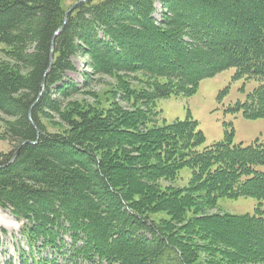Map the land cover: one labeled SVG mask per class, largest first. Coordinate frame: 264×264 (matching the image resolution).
I'll return each mask as SVG.
<instances>
[{
  "label": "trees",
  "instance_id": "obj_1",
  "mask_svg": "<svg viewBox=\"0 0 264 264\" xmlns=\"http://www.w3.org/2000/svg\"><path fill=\"white\" fill-rule=\"evenodd\" d=\"M156 1L82 2L56 35L62 0H0V207L24 221L33 264H60L36 257L45 248L64 264H264V144L200 149L196 120L158 124V100L229 68L257 80L243 113L264 117V0H160L161 21ZM78 55L118 100L67 102L84 93L66 80ZM240 196L258 199L254 215L200 214Z\"/></svg>",
  "mask_w": 264,
  "mask_h": 264
},
{
  "label": "rangeland",
  "instance_id": "obj_2",
  "mask_svg": "<svg viewBox=\"0 0 264 264\" xmlns=\"http://www.w3.org/2000/svg\"><path fill=\"white\" fill-rule=\"evenodd\" d=\"M79 0H62V5L66 11ZM91 1V0H90ZM156 12L154 14L157 21H161L163 8L160 0L155 3ZM0 60L9 61V59L1 56ZM73 63L77 69L75 72H68L66 80L76 82L84 93L75 95L67 100V102L86 101L94 103L98 94V98L103 105L108 106L111 99L114 98L113 87L116 80L108 75L89 76V83L86 82L82 73L88 70L85 66L87 58L83 55L74 57ZM126 80L132 82L136 86L137 80L134 79L137 73H126ZM94 78V79H92ZM258 86L256 79H246L239 77L235 68H229L217 75L203 79L196 92L190 96L172 95L170 97L158 100V108L161 114L158 117V124L172 123L177 120H186L192 118L198 122V128L204 134V141L200 144V149L210 146L216 142L229 140L231 134V144H240L243 147L253 145L255 143L264 144V117L248 118L244 112V104L249 100V95L254 92ZM55 86L52 87L53 90ZM54 95V93H53ZM54 96H57L55 93ZM119 97V96H118ZM118 100V99H117ZM123 106L128 105L121 101ZM52 116V122H59L58 118ZM0 117L3 115L0 113ZM54 118V119H53ZM1 124V122H0ZM54 130V128L52 129ZM1 132V129H0ZM11 146L6 140L0 136V150L8 151ZM259 170L264 171V164L258 166ZM192 170L185 167L181 170L174 184L178 187L188 186ZM262 209H264V201H262ZM259 201L253 196H240L235 199L222 197L218 199V203L213 208H206L200 214H251L254 215ZM25 223L18 219L10 211L0 207V264H22V259H27L28 264H33L31 258L28 241L24 235ZM40 245V243H39ZM37 252V250H36ZM38 258H57L58 263L64 264L62 256L55 253L50 248H45L40 253L35 254ZM78 264H100L79 262Z\"/></svg>",
  "mask_w": 264,
  "mask_h": 264
},
{
  "label": "water",
  "instance_id": "obj_3",
  "mask_svg": "<svg viewBox=\"0 0 264 264\" xmlns=\"http://www.w3.org/2000/svg\"><path fill=\"white\" fill-rule=\"evenodd\" d=\"M86 1H90V0H79L78 2H76V3H74L67 11H66V13H65V16H64V23H63V25L62 26H60L59 27V29H58V31L56 32V35L59 33V32H61L62 30H63V28H64V26H65V24L67 23V20H68V17H69V15L74 11V9L80 4V3H82V2H86ZM55 37L53 38V41H52V50H51V55H50V60H49V66H48V68H47V70L45 71V77H44V79H43V81H42V91H41V93H40V95H39V97H38V99L42 96V94H43V92L45 91V88H46V75L48 74V72L50 71V69H51V67H52V64H53V61H54V53H53V48H54V44H55ZM36 103V102H35ZM35 103L32 105V107L35 105ZM29 120L31 121V122H33V117H32V108L30 109V111H29ZM39 133V132H38ZM39 138V136L37 137V139ZM37 141H25L23 144H26V143H36ZM19 152H20V149H18L16 152H15V154H14V156H13V158H12V161H14L16 158H17V156H18V154H19Z\"/></svg>",
  "mask_w": 264,
  "mask_h": 264
}]
</instances>
